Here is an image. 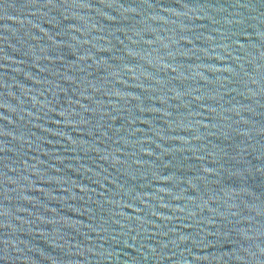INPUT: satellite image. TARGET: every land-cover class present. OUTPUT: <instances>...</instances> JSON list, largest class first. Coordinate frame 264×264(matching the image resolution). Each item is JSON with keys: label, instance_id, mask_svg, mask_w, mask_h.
Listing matches in <instances>:
<instances>
[{"label": "water", "instance_id": "1", "mask_svg": "<svg viewBox=\"0 0 264 264\" xmlns=\"http://www.w3.org/2000/svg\"><path fill=\"white\" fill-rule=\"evenodd\" d=\"M0 264H264V0H0Z\"/></svg>", "mask_w": 264, "mask_h": 264}]
</instances>
